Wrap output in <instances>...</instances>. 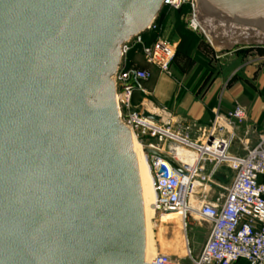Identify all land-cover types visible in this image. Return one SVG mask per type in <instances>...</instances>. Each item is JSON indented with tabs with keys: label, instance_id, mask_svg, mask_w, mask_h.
Wrapping results in <instances>:
<instances>
[{
	"label": "water",
	"instance_id": "1",
	"mask_svg": "<svg viewBox=\"0 0 264 264\" xmlns=\"http://www.w3.org/2000/svg\"><path fill=\"white\" fill-rule=\"evenodd\" d=\"M164 3L0 0V264H147L138 160L113 77L122 46ZM193 3L219 45H264V0Z\"/></svg>",
	"mask_w": 264,
	"mask_h": 264
},
{
	"label": "built area",
	"instance_id": "2",
	"mask_svg": "<svg viewBox=\"0 0 264 264\" xmlns=\"http://www.w3.org/2000/svg\"><path fill=\"white\" fill-rule=\"evenodd\" d=\"M188 1L192 7L190 29L197 31L202 27L194 0ZM185 3V0H165L164 7L179 10ZM155 29L154 23L148 31ZM138 45L142 46L146 63L168 75L175 49L160 40L145 46L142 35L135 37L122 46L123 61L113 77L121 123L136 135L145 149L164 155L177 166L175 169L168 160L147 155L155 192V213L179 215L185 231L193 216L213 225L199 257H194L188 249L192 264H264V130L253 148L243 145L245 154L239 156L232 154L237 141L235 128L247 119L246 110L240 105L226 114L217 112L209 128L199 129L198 139L193 136L195 127L183 121L174 122L170 117L165 119L166 109L158 112L134 109V93L146 94L142 83L152 78L148 69L127 67L128 56ZM145 111L159 117L160 121L145 118ZM209 132L212 140L208 138ZM145 141L148 144L144 145ZM179 149L191 157L179 156ZM224 166L234 171L233 182L224 188V195L208 201V188ZM197 196H202L203 201L194 205ZM150 264L184 263L158 252Z\"/></svg>",
	"mask_w": 264,
	"mask_h": 264
},
{
	"label": "rangeland",
	"instance_id": "3",
	"mask_svg": "<svg viewBox=\"0 0 264 264\" xmlns=\"http://www.w3.org/2000/svg\"><path fill=\"white\" fill-rule=\"evenodd\" d=\"M185 1L186 3L179 10L163 7L162 11L154 21L155 25L160 26V32L158 34L157 41H163L173 46L175 49V57L171 66H173L175 62L185 65L184 75L189 78V76L194 75V73L196 74V71H191L194 63L190 60L196 55L198 57V68L200 69V72H202V80L200 81L201 83L203 82L201 88L198 89L199 93L206 91L209 83L219 80L221 83L219 95L221 91L223 92V90H228V92L237 90L238 94H240V54L244 55L242 51L245 50L243 52H245L246 56L256 55L264 57V45H235L230 49L225 46L223 47L216 42V37H214L209 30L207 31V35L203 32L204 27L208 28L210 25L205 19L201 20V24L204 26L203 27L201 25L202 29H198L197 31L191 30V1ZM182 42L184 44L183 46H180ZM215 50L222 52L223 55H232L224 58L223 60H218ZM136 53L138 54L133 53L130 57H128L134 62L136 66L131 67L130 69L132 70L136 69L137 67H144L145 64L144 58L141 56V54H139L140 51H136ZM235 58H237V63L232 64L231 59ZM128 60L129 59H127V61ZM145 100H148V96L142 94L141 92H135L132 98L134 109L137 111L148 109L153 112H158L155 111V108H153V106L149 103V106H146V103H144ZM235 103L240 105V96ZM199 129V127L194 128V133L197 135V139L200 135ZM235 132L237 135V141L235 142L232 154H245V151L240 150V139L250 138L254 143L260 137V131L256 133H250L247 137L245 135L246 131L243 128L241 130L240 125L235 128ZM146 144H148L147 141H145L144 145ZM220 174L221 176L212 180V183L208 188V201H214L219 196L224 195V188L229 187L233 182L235 173L231 168L224 166L221 169ZM202 199V196H197L194 205L201 203L203 201ZM212 228L213 225L211 223L204 222L198 219L196 216H193L189 220L187 231H185L183 222L179 215L162 216L155 213L154 240L156 248L161 253L168 254L173 258L180 260L184 264H192L188 258V249L192 251L194 257L201 255L211 236Z\"/></svg>",
	"mask_w": 264,
	"mask_h": 264
},
{
	"label": "crops",
	"instance_id": "4",
	"mask_svg": "<svg viewBox=\"0 0 264 264\" xmlns=\"http://www.w3.org/2000/svg\"><path fill=\"white\" fill-rule=\"evenodd\" d=\"M183 44L182 42L180 46ZM243 51L244 55L240 54V94L237 90L232 92L223 90L219 95L221 89L219 80L209 83L206 91L199 93L198 89L201 88L203 82L200 81L202 72L198 68L196 55L190 59L194 63L191 71H196V74L194 73L189 78L184 75L185 65L176 62L171 66L170 72L172 73L169 75L160 72L154 66L144 64V67L141 68L148 69L152 73L151 80L142 83L147 92L142 94L148 96V100L144 101L145 105L149 106V103L155 108V111L166 109L167 114H163L165 119L170 117L174 122L183 121L191 127L203 129L211 126L217 112L226 114L232 110L237 105L235 102L240 96V106L247 113L246 122L240 125V129L243 128L246 131L247 137L250 133L259 131L261 134L264 130V57L246 56ZM215 54L218 56V60L232 55H223L218 50H215ZM231 61L232 64H235L237 58L231 59ZM193 136L197 139L194 132ZM257 142L258 140L253 143L250 138L240 139V150L244 151V146L253 148ZM220 171L217 178L221 176ZM239 264L247 263L240 262Z\"/></svg>",
	"mask_w": 264,
	"mask_h": 264
},
{
	"label": "bare ground",
	"instance_id": "5",
	"mask_svg": "<svg viewBox=\"0 0 264 264\" xmlns=\"http://www.w3.org/2000/svg\"><path fill=\"white\" fill-rule=\"evenodd\" d=\"M178 1V0H175ZM133 135V151L138 160V168L140 181L142 186L143 194V204H144V216L146 224V263L150 264L153 257L159 252L156 248L154 240V203H155V192L153 188V180L150 172V164L148 162V157L144 153V147L142 143L137 139L136 135L132 132ZM179 156L187 159L191 157V154L188 152L179 149ZM177 215V214H169ZM168 215V216H169Z\"/></svg>",
	"mask_w": 264,
	"mask_h": 264
},
{
	"label": "trees",
	"instance_id": "6",
	"mask_svg": "<svg viewBox=\"0 0 264 264\" xmlns=\"http://www.w3.org/2000/svg\"><path fill=\"white\" fill-rule=\"evenodd\" d=\"M159 32H160V26L159 25H156V29L155 30L148 31V32L144 33L142 35L143 44L145 46H151V45H153L157 41V39H158ZM136 51H140L139 54H141V56L143 57V54H142V46L141 45L136 46L135 49H133V51L130 52V54H129L128 57H130L133 53L138 54V53H136ZM128 59L129 60H128V63H127V67L128 68L136 67L135 64H134V62L132 60H130V58H128ZM144 63L147 64L146 61H144Z\"/></svg>",
	"mask_w": 264,
	"mask_h": 264
}]
</instances>
